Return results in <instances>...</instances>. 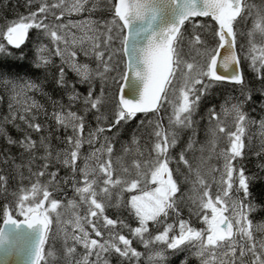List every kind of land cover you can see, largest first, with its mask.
I'll use <instances>...</instances> for the list:
<instances>
[{"label":"snow or ice","instance_id":"snow-or-ice-1","mask_svg":"<svg viewBox=\"0 0 264 264\" xmlns=\"http://www.w3.org/2000/svg\"><path fill=\"white\" fill-rule=\"evenodd\" d=\"M22 7L0 2L5 256L264 264V0Z\"/></svg>","mask_w":264,"mask_h":264},{"label":"trees","instance_id":"trees-1","mask_svg":"<svg viewBox=\"0 0 264 264\" xmlns=\"http://www.w3.org/2000/svg\"><path fill=\"white\" fill-rule=\"evenodd\" d=\"M0 2H2V0H0ZM255 2H259V0H255ZM13 4H16L17 5V11H20V12H23L24 11V8L22 7V4H23V0H9V8L7 10V15L10 17L12 16V11H11V5ZM244 71L248 74L249 78H251L252 76V73L250 71V69H248L247 67L244 68ZM220 93L217 92L215 95L218 96ZM7 111V104L5 102V100L3 99H0V118H2V114L3 112H6ZM252 115L255 117V116H258V113H255L253 112ZM123 139V138H122ZM246 161H247V164H246V167L248 169H251V170H256L258 171L257 169V164L260 162L257 157L252 154V153H249L247 156H246ZM258 190V189H257ZM0 222H2V220H0ZM257 223L260 222V218H257Z\"/></svg>","mask_w":264,"mask_h":264},{"label":"water","instance_id":"water-1","mask_svg":"<svg viewBox=\"0 0 264 264\" xmlns=\"http://www.w3.org/2000/svg\"><path fill=\"white\" fill-rule=\"evenodd\" d=\"M5 260H7V264H25L26 257L23 253L17 252L6 257L4 249L0 248V264H4Z\"/></svg>","mask_w":264,"mask_h":264},{"label":"rangeland","instance_id":"rangeland-1","mask_svg":"<svg viewBox=\"0 0 264 264\" xmlns=\"http://www.w3.org/2000/svg\"><path fill=\"white\" fill-rule=\"evenodd\" d=\"M248 135L255 137L253 144H254V147L258 150L259 145H260L259 130L250 127Z\"/></svg>","mask_w":264,"mask_h":264}]
</instances>
